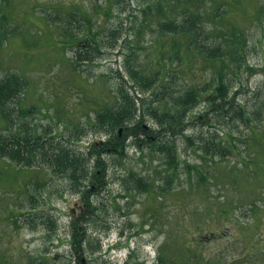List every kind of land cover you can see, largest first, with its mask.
I'll return each instance as SVG.
<instances>
[{"label": "rangeland", "instance_id": "obj_1", "mask_svg": "<svg viewBox=\"0 0 264 264\" xmlns=\"http://www.w3.org/2000/svg\"><path fill=\"white\" fill-rule=\"evenodd\" d=\"M148 1L113 0L107 12L106 0H0V80L18 75L25 81L12 111L18 115L17 130L52 137L47 139L52 143L79 135L84 145L104 139L93 134L94 110L114 103L118 83L140 95L126 61L136 56V45L163 43L157 18L140 32ZM216 3L222 15L211 11L209 25L225 35L241 32L242 54L225 63L184 54L179 64L170 65L178 71L173 90L210 81L219 68L235 70L228 76L229 95L249 112L258 111L252 122L263 128L264 0ZM85 35L94 41L80 44ZM84 45L98 49L90 60L78 58ZM19 106L29 108L28 117H21ZM209 108L202 101L189 112L184 134L195 142H216L231 132L235 153L225 159L211 153L205 160L179 136V158L186 163L170 186L166 170H159L161 156L154 158L147 147L129 142L125 170L105 155L107 184L92 199L96 210L86 225L91 244L81 264H155L159 256L186 264H264V152L251 146L248 140L254 138L242 121H229L225 110L219 114ZM200 115L206 119H197ZM144 123L153 124L148 117ZM259 142L264 149V139ZM129 168L153 178L148 192L127 193L116 175ZM52 172L47 165L23 168L0 157V264H78L70 217L80 211V200ZM124 241L130 247L110 249Z\"/></svg>", "mask_w": 264, "mask_h": 264}, {"label": "trees", "instance_id": "obj_2", "mask_svg": "<svg viewBox=\"0 0 264 264\" xmlns=\"http://www.w3.org/2000/svg\"><path fill=\"white\" fill-rule=\"evenodd\" d=\"M112 1L106 0L107 12L111 11ZM219 7L216 0L148 1L141 10L143 21L140 32L147 26L148 20L157 18L154 19V25L159 36L163 38V43L151 42L148 47L136 45L133 47L136 56L129 55L130 59L126 61L128 76L136 86L133 89L138 90L140 95L130 94L127 86L118 83L114 103L105 104L94 110L91 120L93 134L101 133L105 136L104 139H95L84 145L79 135L69 136L66 138V143L63 142L65 139L63 137L52 143L47 142V139L52 137L43 139L34 131H18L16 127L18 115L15 113L13 115L12 111L23 91L25 81L18 75H7L0 80V117L5 124V129L0 130V157L23 168L47 165L53 171V176L61 177L65 181V190L77 194L80 211L70 217V240L78 264H81L85 247L88 248L91 244L86 225L96 210L92 199L107 184L105 155L113 157L116 165L125 170L122 159L128 156L129 142L138 148L147 147L154 158L161 156L162 163L159 165V170L162 168V171L166 170L164 173L169 179L166 180L168 186L177 181L178 178L174 176L178 175L181 163H186L179 158L180 152L176 143V138L179 136L186 137L188 141L186 145L195 148L205 160L211 153L223 159L227 158L229 153L234 155L235 136L231 132H228V137L216 142H206L202 138L199 142H195L191 136L184 134L189 112L202 101L206 102L212 111H219V114L224 110L228 112L229 121H242L254 138L253 142L251 139L248 140L251 146H256L264 152L263 145L259 142L264 139V127L261 128L263 125L252 122L253 119L255 121L258 111L249 112L243 104H238L229 95L230 77L228 76H235V70L227 68L222 72L219 68L215 70L217 74L210 81L173 90V79L178 71H175L174 67L170 68V65L179 64L184 54L222 63L228 58L236 59L242 54L241 32L231 31V35L227 33L225 35L218 31L217 26H210L208 23L211 11L218 13V17L222 15ZM227 10L225 8L222 13ZM213 31H215L214 36ZM83 37L81 41L77 40L82 45L91 39L87 35ZM204 37L207 38L206 42L203 41ZM166 38H169L167 40L169 44L165 41ZM93 47L84 45L77 53L78 58L90 60V55L98 50ZM137 48L141 51L137 52ZM90 50L92 54L89 53ZM141 52L143 59L140 57ZM152 53L153 56L150 57ZM28 109L19 106L21 117L29 116ZM146 117L152 120V125H144ZM201 118L206 119V115L197 117V119ZM155 127H158L157 130ZM154 132L159 135H155ZM152 133L153 136H150ZM71 140L76 146H71ZM250 144H246V147ZM186 167L190 168L191 165L186 164ZM118 174L116 178L122 182L129 194L148 192L152 185L151 176L142 175L133 168ZM198 178L205 179V176ZM158 264L185 263L168 262L159 256Z\"/></svg>", "mask_w": 264, "mask_h": 264}]
</instances>
